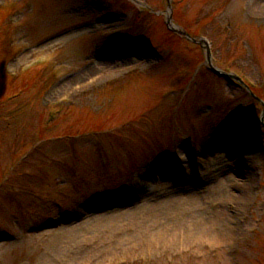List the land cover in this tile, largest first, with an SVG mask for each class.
Returning a JSON list of instances; mask_svg holds the SVG:
<instances>
[{"label": "rangeland", "instance_id": "1", "mask_svg": "<svg viewBox=\"0 0 264 264\" xmlns=\"http://www.w3.org/2000/svg\"><path fill=\"white\" fill-rule=\"evenodd\" d=\"M145 1L161 20L150 13L137 20L135 10L121 0H0L12 11L7 18L15 31L12 40L22 46L8 71L18 72L37 56L52 58L63 45L68 57L62 59L71 74L48 93L49 101L61 97L70 103L61 122L44 135L34 93L46 83L35 86L30 78L28 93L0 107L5 147L0 167L7 168L6 181L12 178L0 193V264H264L262 106L208 71L198 45L178 38L177 50L169 51V40L157 34L169 7L165 0ZM173 10L182 28L192 22L200 26L191 31L193 38L200 34L213 41L217 66L258 90L264 87V0H174ZM8 24L0 27L1 79L3 60L10 56ZM114 31L123 36L100 37ZM144 42L155 46L150 49ZM78 48H83L80 53ZM202 62L197 74L195 64ZM23 82L12 84L17 89L10 92L20 90ZM144 86L148 91L141 93ZM111 88L116 97L109 102L95 95ZM165 93L170 95L162 98ZM24 100L29 105L21 109L25 127L20 113L14 116V106ZM108 116L115 122L110 124ZM66 122L70 125L63 133L76 135L70 139L75 147L54 149L46 141L35 160L9 173L11 159L28 154L41 136L53 137ZM175 122L177 138L190 134L201 147L199 154L190 153L196 168L185 165L183 171L167 159L171 152L176 160L184 159L169 144ZM88 124L99 125L95 135ZM161 146L167 151L164 159ZM54 151L66 154L67 165L53 171L59 183L54 192L43 193L71 209L80 198L109 190L113 196L119 193L111 201L113 211L90 214L77 224L74 216L53 223L56 210L35 196L42 189L37 174L50 170L45 159Z\"/></svg>", "mask_w": 264, "mask_h": 264}, {"label": "bare ground", "instance_id": "2", "mask_svg": "<svg viewBox=\"0 0 264 264\" xmlns=\"http://www.w3.org/2000/svg\"><path fill=\"white\" fill-rule=\"evenodd\" d=\"M256 17H258V15H255Z\"/></svg>", "mask_w": 264, "mask_h": 264}]
</instances>
